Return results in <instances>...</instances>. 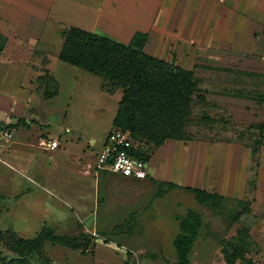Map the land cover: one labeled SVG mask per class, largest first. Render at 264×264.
<instances>
[{"label": "rangeland", "instance_id": "obj_1", "mask_svg": "<svg viewBox=\"0 0 264 264\" xmlns=\"http://www.w3.org/2000/svg\"><path fill=\"white\" fill-rule=\"evenodd\" d=\"M214 5L213 13L191 31H174L191 44L176 62L171 50V64L188 67L196 85L185 127L188 139L169 140L159 148L142 145L150 157L145 180L96 171L114 129L119 87L55 55L48 64L27 63V68L40 70L39 77L19 68L7 74L2 71L7 66H0V99L16 100L21 90L29 102L22 104L37 114L19 118L17 127L32 148L26 144L15 154L14 134L2 131L7 116L0 118V264L18 258L12 236L32 239L45 226L76 247L46 241L27 264H173L179 220L190 210L201 216L202 227L189 264H227L223 247L228 242L241 246L253 264H264V0ZM58 18L63 25L58 24L57 32L49 26L42 38L49 47L61 43L67 28L75 26L72 17ZM54 140L60 147L67 143L62 156L34 153L31 170L22 169L38 183H14L18 179L8 164L21 158L24 168L33 146L44 150ZM78 160L89 174L76 170ZM39 163L44 173L64 175L61 189L48 186L52 190L44 192L46 183L40 180L45 177L35 172ZM187 188L222 200L200 202Z\"/></svg>", "mask_w": 264, "mask_h": 264}, {"label": "crops", "instance_id": "obj_2", "mask_svg": "<svg viewBox=\"0 0 264 264\" xmlns=\"http://www.w3.org/2000/svg\"><path fill=\"white\" fill-rule=\"evenodd\" d=\"M216 3L213 0H0V37L4 40L3 48L0 50V66H7L5 67L6 70L4 68L2 70L3 72L8 70L7 74H11L12 71L19 68L20 73L24 74L28 71H34L36 73L35 77H39V69L27 68L26 65L27 63H33L31 62L33 60L34 63L42 64L47 62L48 64L54 55L59 60L64 38H61V43H57V46L56 44L50 46L51 48H56L55 50H49L48 42L42 40L44 33L50 30L49 26L52 27L54 25L53 29L57 32L59 30L58 24L63 25V21L58 17L63 19L66 17L73 18L75 26H70L67 29L78 28L108 37L123 45L130 44L137 34L146 35L147 41L143 49L144 53L171 63L172 50L175 53L174 60L176 62L185 50H189L188 47L191 44L188 37H178V35L174 34V31L177 30L181 34L191 31L195 24L201 23L203 19L213 13L212 10H215L214 4ZM37 35H39L38 39L33 40ZM45 56L47 59L43 60L42 58H45ZM186 68L182 69L189 71V68ZM43 72L45 75L49 74L47 69L43 70ZM45 77L48 79L49 76ZM49 80L57 83L56 79L51 78ZM18 86L22 88V86ZM101 87L106 90L103 84ZM29 92L28 97H31L33 93L30 90ZM17 93L20 96L16 100L11 96H1L3 99H0V118L7 116V121L3 120L5 125L1 124L3 126L2 131L14 134L11 142L14 145V154L18 153L22 146L30 142L25 141L26 137L22 136L20 128L17 127L21 124L19 118L23 115H37L33 109L22 104L25 101L29 104L28 100L23 97L26 96V93L21 90L17 91ZM36 95L39 96L40 94ZM4 97L8 99L6 100ZM27 121L26 126L30 123L29 120ZM91 142L94 143L93 140ZM57 143L58 146L54 149L47 147L42 150L33 146L29 155L24 158V168H22L21 158H17L12 164H8L18 179H15L14 183H22V180H26L25 182L28 183H38L34 178H26L22 169L31 170L29 158L34 153L39 156L41 154H50L52 157L62 156L66 152L67 143L65 145L63 143L61 147L58 141ZM29 145L32 148V145ZM9 154L12 153L9 152ZM79 163V160L77 164L75 163L77 166L76 170L81 169L84 173L89 174L84 165L79 167ZM52 166L54 165L49 163V168ZM71 166L73 167V164ZM40 168L41 164L35 172L38 176L45 177L40 180V183H43L42 181L46 183V187L42 186L44 192H49L55 188L58 189V187L59 189L62 188L61 178L64 175L61 173L53 174L51 171L44 173L43 169ZM96 171L102 170H98L96 167ZM102 172L111 173L108 171ZM147 174L149 175L148 172ZM58 176L61 177L59 178ZM98 176L99 173L93 175L95 184L99 182L100 176ZM76 177V179L79 178L78 176ZM71 179L73 182L74 178L71 177ZM48 186L52 189H49Z\"/></svg>", "mask_w": 264, "mask_h": 264}, {"label": "trees", "instance_id": "obj_3", "mask_svg": "<svg viewBox=\"0 0 264 264\" xmlns=\"http://www.w3.org/2000/svg\"><path fill=\"white\" fill-rule=\"evenodd\" d=\"M3 41L0 37V50ZM146 41V35L137 34L130 44L123 45L108 37L72 27L64 33L59 60L102 78L112 88L119 87L122 97L113 120L114 129L128 132L142 145L159 148L169 140L188 139L185 127L196 85L192 71L144 53ZM55 94L56 91L52 95ZM52 95L46 96L49 98ZM135 155L145 163L150 159L144 150ZM187 190L193 192L200 202L222 200V197L202 190ZM201 227V216L195 211L190 210L180 218L179 233L173 241L176 254L173 264H189ZM46 241L76 247L72 239L57 236L45 226L32 239L12 236V246L18 258L8 264H27V258L39 253ZM223 249L227 264H238V261L253 264L244 257L241 246L228 242Z\"/></svg>", "mask_w": 264, "mask_h": 264}, {"label": "built area", "instance_id": "obj_4", "mask_svg": "<svg viewBox=\"0 0 264 264\" xmlns=\"http://www.w3.org/2000/svg\"><path fill=\"white\" fill-rule=\"evenodd\" d=\"M223 4L228 0H213ZM10 133H5L8 135ZM10 137V135H9ZM58 146L57 141L50 142L48 148ZM143 150L142 144L121 129H114L107 136L98 156V170L108 171L118 176L133 180H145L148 176V163L136 157V152Z\"/></svg>", "mask_w": 264, "mask_h": 264}]
</instances>
